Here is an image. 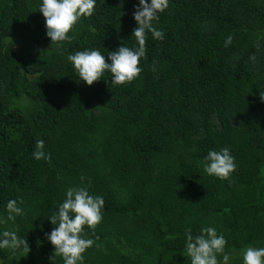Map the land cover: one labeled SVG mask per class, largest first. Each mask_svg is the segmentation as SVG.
I'll list each match as a JSON object with an SVG mask.
<instances>
[{"label":"trees","instance_id":"16d2710c","mask_svg":"<svg viewBox=\"0 0 264 264\" xmlns=\"http://www.w3.org/2000/svg\"><path fill=\"white\" fill-rule=\"evenodd\" d=\"M41 3L0 0V236L30 247L0 249V264H63L49 218L80 187L105 201L101 223L84 227L95 241L84 264H191L189 228L223 234L228 264L264 247V0H169L140 76L113 85L105 72L92 86L67 57L99 50L111 64L110 52L138 47L139 0H96L59 50ZM38 139L50 162L34 159ZM224 147L236 165L227 180L203 170ZM13 199L25 215L9 220Z\"/></svg>","mask_w":264,"mask_h":264},{"label":"clouds","instance_id":"9594fccd","mask_svg":"<svg viewBox=\"0 0 264 264\" xmlns=\"http://www.w3.org/2000/svg\"><path fill=\"white\" fill-rule=\"evenodd\" d=\"M96 0H42L39 12L45 18L47 37L59 50L63 42H71L69 35L82 17H91L95 11ZM169 7V0H139V7L134 11V19L138 25L133 30V37L138 47L129 48L121 46L117 51L110 52L108 58L111 64L106 62L105 55L99 50L77 51L69 55L67 59L72 63L79 78L88 86L102 79L105 72H110L113 85L130 83L140 76L143 69L139 66L141 58L146 56L147 34L151 33L156 40L164 39V32L153 26V21L159 19L158 13L164 12ZM233 36L230 34L225 40L224 46L232 44ZM255 61L256 57H250ZM155 71V68H153ZM264 101V95L260 94ZM45 142L38 139L34 159L51 161V155L44 152ZM203 170L209 176H216L227 180L235 172L234 157L227 147L219 151L210 150L204 158ZM83 180L84 178L81 177ZM22 204L23 201H20ZM103 196H94L86 187L70 188L66 192V199L54 213L49 221L55 227L47 239L54 246L51 257L60 256L63 264H84V253L93 247L95 241L85 238L84 227L90 229L101 223L104 207ZM8 219L15 220L18 216L25 215L23 208L18 206L17 200L7 203ZM185 250L191 258V264H220L218 254H223V264H228L229 255L224 252L227 241L223 234H218L215 227H204L200 234L194 236L191 229L185 230ZM98 239V238H97ZM0 249H10L13 254L20 250L26 256L30 247L26 238L17 235L15 231L5 230L0 236ZM243 264H264V247H247L243 251Z\"/></svg>","mask_w":264,"mask_h":264},{"label":"rangeland","instance_id":"374dc122","mask_svg":"<svg viewBox=\"0 0 264 264\" xmlns=\"http://www.w3.org/2000/svg\"><path fill=\"white\" fill-rule=\"evenodd\" d=\"M243 256V255H242Z\"/></svg>","mask_w":264,"mask_h":264}]
</instances>
